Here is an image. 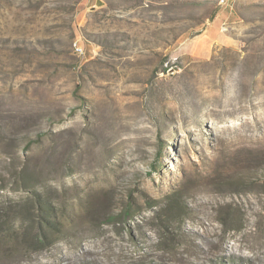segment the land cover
I'll return each mask as SVG.
<instances>
[{
  "label": "rangeland",
  "instance_id": "rangeland-1",
  "mask_svg": "<svg viewBox=\"0 0 264 264\" xmlns=\"http://www.w3.org/2000/svg\"><path fill=\"white\" fill-rule=\"evenodd\" d=\"M227 3L197 56L221 0H0V264H264V0Z\"/></svg>",
  "mask_w": 264,
  "mask_h": 264
},
{
  "label": "crops",
  "instance_id": "crops-1",
  "mask_svg": "<svg viewBox=\"0 0 264 264\" xmlns=\"http://www.w3.org/2000/svg\"><path fill=\"white\" fill-rule=\"evenodd\" d=\"M220 12L206 26L204 32L192 38L187 44V51L192 55L206 56L217 43H229L231 37L225 33L227 25L240 20L238 10L232 4H225Z\"/></svg>",
  "mask_w": 264,
  "mask_h": 264
},
{
  "label": "built area",
  "instance_id": "built-area-1",
  "mask_svg": "<svg viewBox=\"0 0 264 264\" xmlns=\"http://www.w3.org/2000/svg\"><path fill=\"white\" fill-rule=\"evenodd\" d=\"M228 0H222V5H225ZM74 48L76 52L83 53L84 52V46L77 40V42L74 44Z\"/></svg>",
  "mask_w": 264,
  "mask_h": 264
},
{
  "label": "bare ground",
  "instance_id": "bare-ground-1",
  "mask_svg": "<svg viewBox=\"0 0 264 264\" xmlns=\"http://www.w3.org/2000/svg\"><path fill=\"white\" fill-rule=\"evenodd\" d=\"M222 1V0H221Z\"/></svg>",
  "mask_w": 264,
  "mask_h": 264
}]
</instances>
